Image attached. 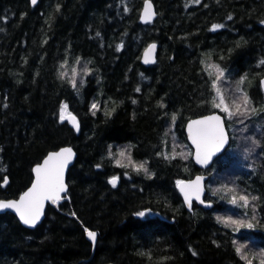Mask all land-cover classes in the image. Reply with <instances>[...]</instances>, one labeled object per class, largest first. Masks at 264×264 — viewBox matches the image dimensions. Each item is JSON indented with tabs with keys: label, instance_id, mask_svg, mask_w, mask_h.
I'll return each instance as SVG.
<instances>
[{
	"label": "trees",
	"instance_id": "1",
	"mask_svg": "<svg viewBox=\"0 0 264 264\" xmlns=\"http://www.w3.org/2000/svg\"><path fill=\"white\" fill-rule=\"evenodd\" d=\"M144 1L39 0L31 7L29 0H0V199L18 198L49 152L71 146L77 154L68 199L48 206L39 226L27 229L13 214L0 215V264H259L246 250L241 259L238 237L212 211L197 204L187 211L177 182L200 173L186 152L185 124L219 111L211 103V65L225 72L230 107L242 77L250 100L262 99L264 0H151L157 17L142 25ZM150 43L158 45L157 61L144 67L140 56ZM85 65L73 87L72 69ZM62 104L77 117L78 134L60 122ZM258 106H249L256 112L246 119L227 118L233 144L226 165L215 163L209 175L214 186L226 191L244 181L232 165H243L246 150L264 140ZM128 146L134 161L148 162L150 178L116 166L117 149ZM173 149L176 158L165 159ZM226 211L224 203L219 212ZM85 229L97 233L94 250Z\"/></svg>",
	"mask_w": 264,
	"mask_h": 264
},
{
	"label": "snow or ice",
	"instance_id": "2",
	"mask_svg": "<svg viewBox=\"0 0 264 264\" xmlns=\"http://www.w3.org/2000/svg\"><path fill=\"white\" fill-rule=\"evenodd\" d=\"M194 2L199 3V0H194ZM219 2V0H218ZM31 3L35 5L37 0H31ZM155 13L152 11V5L150 0H145V8L142 15V20L144 23H150ZM229 20L232 19L231 15L228 17ZM223 25H214L212 30H216L218 28H222ZM99 35V34H97ZM46 43V41H45ZM118 46V50H119ZM156 48L155 44L149 46L148 49L145 50V63H154L155 60L152 58V54L154 53ZM79 63V60L76 61ZM261 64H264V60L260 61ZM64 67V64L61 65ZM209 66H206L208 68ZM211 68L215 69L216 76L212 81L211 87L215 91V96L212 98L211 103L214 108H218L220 111L226 114L228 119H232L235 117L240 118H248L251 114L256 112V108L249 107L251 105V100L248 97L247 93L244 92L239 85L244 84V79L241 78L240 81L237 82L236 92L239 93L237 97L232 99L231 107L228 103H226V97L224 95L222 89V83L225 79V72L219 65H211ZM73 78L70 80V83L73 87H76V69L73 68ZM84 71L87 72V66H84ZM66 73H61L63 77ZM211 75V72H209ZM82 83V81H81ZM264 84V81L261 82ZM136 91H140L139 88ZM135 103V101H133ZM6 107V105H5ZM163 107V105H161ZM92 109H98V105L93 103L91 105ZM93 115H95V111H93ZM175 115L172 116L173 122H175ZM59 120L63 123L67 120L72 124L73 128L76 131H79V122L77 118L68 112V105L62 104L59 113ZM241 123H243V119H241ZM189 135L192 141V144L196 149V161L197 163L207 164L211 157L219 152L223 146L228 142L225 126L223 119L218 115H212L205 117L200 120L192 121L188 125ZM167 135V133H166ZM255 144V141H253ZM111 146L109 148V157H112ZM118 156L120 159L115 160V164L121 168L131 167L133 171L143 172L145 176L151 177V172L147 167V161L136 162L132 158L131 154V146H128L126 149H122L118 152ZM74 157V153L71 148H64L58 152L50 153L47 158L43 161L42 164L36 166L33 171L35 173V179L32 186L26 191L23 195L20 196L19 200L15 201H0V210H14L19 217V220L25 226L34 228L37 223L40 221L41 216L43 215L44 203L45 201H51L53 204H56L62 197L61 194L67 191V186L64 182V172L67 165L72 161ZM165 159H169L166 155ZM172 159L176 158L175 150L173 149ZM100 167V165H97ZM119 177L114 176L109 180V183L112 187H116L118 183ZM4 184H7V177L3 180ZM177 186L180 191L184 194L185 202L187 203L189 209L192 207V199L193 197L203 203L200 199L201 197V178L197 177L195 181L191 183H185L183 181H178ZM227 192L234 193L230 198V203L236 207L247 208L250 206L252 201L258 199L255 196H249L248 194H241L237 198L235 195V189L227 188ZM239 201V202H238ZM210 206V205H206ZM252 220H255V207L252 208ZM73 215H75L73 213ZM139 215L143 216L144 213H139ZM218 222L222 223L225 227H229L231 225L237 226V230L240 227L253 228V224L249 220L244 219H233L231 216L217 217ZM89 240L95 244L97 239V233L94 231H90L85 229ZM235 243V241H234ZM247 247L246 244L237 245L235 251L238 255L241 256V259L247 260V256L243 254L242 249ZM193 255L197 253L195 251L192 252ZM260 264H264V252H260ZM247 264H251V261H247Z\"/></svg>",
	"mask_w": 264,
	"mask_h": 264
},
{
	"label": "flooded vegetation",
	"instance_id": "3",
	"mask_svg": "<svg viewBox=\"0 0 264 264\" xmlns=\"http://www.w3.org/2000/svg\"><path fill=\"white\" fill-rule=\"evenodd\" d=\"M258 91L262 99L260 100L259 103L258 101L256 102V100L254 102L251 100L252 102L251 105H259L260 107L264 108V92L261 83L259 84ZM259 106L257 107V109L260 108ZM262 112H264V110H262ZM232 144H233V137L231 135V144L227 148V152L228 149L230 148L229 153L232 149ZM216 161L210 168L205 170V172L200 171L199 173V174L205 173L207 178V183L209 181L210 173L214 171L213 167L215 163L218 164ZM243 161L245 162L244 181L241 182L240 179H238L239 183L240 184L243 183L242 186L244 188V194H248L250 197L255 196L258 199L252 201L250 206L247 208H238L237 209L238 211H233L231 217L239 218V219L243 218L244 220H249L252 222L253 228L249 229L246 227H240L237 230V227L235 225H231L227 227V229L231 230L234 236H238L240 240H244L247 246L252 247L256 251L257 250L264 251V140L260 142L258 147H254V148L249 147L246 151V157L243 158ZM259 164L261 165L260 166L261 168H259ZM204 202L210 204L209 209H205L202 206L198 204L197 205L204 210L212 211V213L214 214V219L218 222L217 217H220L219 209L223 208L224 210V202L222 206L219 199L216 197V194L215 193L213 194V192H211V190H209L208 187L204 197ZM194 204L196 203L194 202ZM225 204L228 211H232L230 207L227 205L226 201ZM253 206L255 207V217H256L255 220H252ZM236 230L239 232H237Z\"/></svg>",
	"mask_w": 264,
	"mask_h": 264
},
{
	"label": "water",
	"instance_id": "4",
	"mask_svg": "<svg viewBox=\"0 0 264 264\" xmlns=\"http://www.w3.org/2000/svg\"><path fill=\"white\" fill-rule=\"evenodd\" d=\"M38 2H39V0H37V3H36L35 5H33V4L31 3V0H29V3H30V5H31V7H35V6L38 4ZM150 3H151V5H152V11L155 13V15L153 16V18H152V20H151L150 23H144V22H143V20H142V15H143L144 8H145V1H144V2H143L142 9H141V12H140V15H139V22H140L142 25L152 24V23L155 21L156 17H157V12H156L155 5L153 4V2H152L151 0H150ZM263 27H264V23H263ZM152 44H155V45H156L155 51H154V53L152 54V58L155 60V62H154V63H145V62H144L145 50L148 49L149 46L152 45ZM157 51H158V45H157L156 43H150V44H148V45L143 49V51H142V53H141V56H140V63H141V65L144 66V67H150V66L154 65V64L156 63V61H157ZM262 81H264V78L261 80V82H262ZM261 86H262V89H263V91H264V84L261 83ZM71 114L74 115L73 113H71ZM212 115H218V116H220V117L223 119V121H224V126H225V133H226V137H227L228 142L223 146V148H222L219 152L215 153V154L211 157L210 161L205 165V164L197 163V161H196V149H195V146L192 144V141H191V138H190V135H189V131H188V125H189L192 121L200 120V119H203V118H205V117L212 116ZM74 116H75V115H74ZM75 117H76V116H75ZM76 118H77V117H76ZM77 120H78V119H77ZM65 121H66V122L68 123V125H69V126H70V127L76 132V134L79 133V131H76V129L73 128V126H72L71 123H69L67 120H65ZM79 129H80V126H79ZM184 130H185V135H186L187 141H188L189 145L191 146V148H192V150H193V153H192V161H193L194 165H195L198 169H200L202 172H205V170H207L210 166H212L214 160H215L217 157H219L222 153H224L225 150H226V149L228 148V146L230 145V141H231V140H230V135H229V132H228V129H227L226 123H225V118H224V116H223L222 114H220L219 112H212V113H210V114H208V115H205V116H202V117H198V118H194V119L189 120V121L186 123V125H185V129H184ZM64 148H71L72 151H73V153H74V157L72 158V161L67 165V167H66V169H65V172H64V182H65V184H66V186H67V191H66L65 193H62V194H61V197H62V198H61L56 204H53L51 201H45V203H44V209H43V215L41 216L40 221L37 223L36 227L39 226V225L43 222V220H44V218H45L46 209H47L48 206H53V207H55V208H58L59 204H61L64 200L68 199L67 193H68V190H69V186H68V183H67V175H68V172H69L70 168H71V167L73 166V164L75 163V160H76L77 154H76L75 150H74L71 146H64V147L59 148L58 150H55V151H51V152H49V153L43 158V160H42L39 164H37V165H35V166L33 167V169H34L36 166L42 164L43 161L47 158V156H48L50 153L58 152V151H60L61 149H64ZM32 172H33V180H32V183H31V185H30V186H29V187H28V188H27V189H26L21 195H23L26 191H28V189L32 186V184H33V182H34V179H35V173H34L33 170H32ZM197 177L201 178V188H202V192H201V197H200V199L203 201V203H201L200 201H197V200L193 197V199H192V205H193V202H196L197 204H199V205L202 206L203 208H205V209H209L210 206H206V205H210V204L204 202V197H205V194H206V175H205V173L198 174V175L194 176L192 179L181 180V181H183V182H185V183L187 184V183H191L192 181H195V180L197 179ZM117 184H118V183H117ZM5 185H6V184H3V186H5ZM177 190H178L179 194L181 195V198H182V200H183V203H184V205H185L187 211L191 212V211H192V207H191V210H190L189 207H188V205H187V203L185 202L184 194L180 191V189H179L178 186H177ZM21 195H20V196H21ZM20 196H19L18 198H16V199H0V201H15V200H19ZM5 213H11V214H13V215L17 218V220L19 221V223H20L23 227H25V228H27V229H31V230H32V229H35V228H36V227L31 228V227H28V226H25L24 224H22V223L20 222V220H19L18 215L16 214V212H15L14 210H11V209H8V210H0V215L5 214ZM85 236H86V239L91 243L92 248H93V250H94V248H95V246H96V243H97V239H96L95 244H93V242H92L91 240H89V238H88V236H87V233H85Z\"/></svg>",
	"mask_w": 264,
	"mask_h": 264
},
{
	"label": "rangeland",
	"instance_id": "5",
	"mask_svg": "<svg viewBox=\"0 0 264 264\" xmlns=\"http://www.w3.org/2000/svg\"><path fill=\"white\" fill-rule=\"evenodd\" d=\"M75 69H76V75H75V78L77 77V76H79V75H81L82 73H85V71H82V70H80V67L79 66H76L75 67ZM210 69H214V68H210ZM211 73H213V71H210ZM71 78H73V72H72V76H71ZM237 88V87H236ZM239 94H237V96H238ZM227 103V102H226ZM228 126H230V124H229V122H228ZM232 129H233V127H232ZM172 130L174 131V133H172V138H173V140L174 141H177V139H178V135H177V133L175 132V130H174V124H173V127H172ZM235 132H236V130H235ZM173 147L178 151V149H177V147H180V146H177V144L175 143V142H173ZM185 148V147H184ZM186 149V148H185ZM230 149V148H229ZM229 149H228V152H226L224 155L222 154L218 159H217V161L216 162H218V164L220 165V166H223V164H225V163H227V161H228V154H229ZM121 149H117V151L119 152ZM191 150V149H190ZM190 150H188V149H186V152H187V154L188 153H191L190 152ZM247 151V150H246ZM181 153V155L183 156V151L182 152H180ZM173 155V152H167V156H172ZM236 161V160H235ZM243 162L244 161H242V163L241 164H243ZM232 166H235V167H239V169L241 170V171H243V174L242 173H240L239 172V174H238V178L239 177H243L244 175H245V162H244V164L243 165H241V166H236V165H232ZM220 173H218L217 175H215V178H216V180H219L220 179ZM237 178V179H238ZM212 180L213 179H211L208 183H207V187L209 188V190H211V192H213V194L215 193L216 194V192H221V193H223L224 195H226L228 198L226 199V200H224V201H226L227 202V205L230 207V209L232 210V211H226V212H223V213H227V215H224V214H222L221 212H220V217H224V218H227V217H229V216H231L232 214H233V211H238L237 209L238 208H241V207H236V206H234L233 204H231L229 201H230V198H231V196L234 194V193H230V192H227V190L225 191L224 189H222L221 187H219V186H214V183L212 184L211 182H212ZM228 188H233V189H235V195H237V198L239 197L238 196V194L239 193H241V191L239 190V189H241V188H243V186H242V184H240L239 183V181H237L236 180V184L235 183H233L232 185H230ZM237 192V193H236ZM242 193L244 194V188H243V191H242ZM219 201H220V199H219ZM224 201H222L221 200V202L220 203H223ZM239 202V201H238ZM225 203V202H224ZM233 218V217H232ZM233 219H239V218H233ZM243 219V218H242ZM237 227V226H236ZM237 231V230H236ZM237 232H239V231H237ZM238 235V234H237ZM238 237V236H237ZM235 242H236V245H240V244H246V243H244V241L243 240H241L240 241V239H239V237L238 238H236L235 239ZM244 250H246L247 252H252V253H254L255 254V256H258L259 258H260V255H259V253L260 252H264L263 250H254L252 247H249V246H247V247H245L244 249H242V252L244 251ZM259 263H260V261H258Z\"/></svg>",
	"mask_w": 264,
	"mask_h": 264
}]
</instances>
